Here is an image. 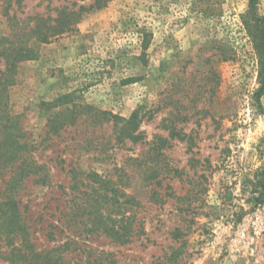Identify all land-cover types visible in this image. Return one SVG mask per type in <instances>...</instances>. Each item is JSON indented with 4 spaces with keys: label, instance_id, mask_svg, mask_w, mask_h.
Here are the masks:
<instances>
[{
    "label": "rangeland",
    "instance_id": "rangeland-1",
    "mask_svg": "<svg viewBox=\"0 0 264 264\" xmlns=\"http://www.w3.org/2000/svg\"><path fill=\"white\" fill-rule=\"evenodd\" d=\"M94 3L0 0V52L14 42L10 59L0 56V80L13 66L2 100L49 176L47 184L27 178L18 196L37 249L70 237L72 264L87 259L84 250L93 251L92 264L102 251L117 264H155L181 245L173 240L178 230L191 264H264V205L251 203L249 182L264 170V116L255 102L264 0H255L256 18L251 0ZM43 34L54 36L44 41ZM261 103L264 109V97ZM74 105L107 118L139 111L144 142H117L114 122L92 114L49 135L51 117ZM91 173L135 198L144 233L131 243L60 225L71 193L104 192H95ZM9 251L0 240V264H10Z\"/></svg>",
    "mask_w": 264,
    "mask_h": 264
},
{
    "label": "trees",
    "instance_id": "trees-1",
    "mask_svg": "<svg viewBox=\"0 0 264 264\" xmlns=\"http://www.w3.org/2000/svg\"><path fill=\"white\" fill-rule=\"evenodd\" d=\"M103 0H95L91 7H101ZM105 4V3H104ZM251 9L255 17L256 3L251 0ZM84 7L80 8V11ZM257 23L260 25L259 39L261 41V72H260V88L255 93V102L259 109L260 115L264 116V109L261 103L264 97V19L256 18ZM43 40L47 41L54 35L43 34ZM8 41V40H7ZM9 46L4 47L0 52L1 57L10 59L9 54L12 51L14 42L8 41ZM13 66L10 64L6 71L2 73L5 80H0V172L8 170L10 178L8 180L2 179L4 189L0 191V240L4 246L10 248L7 254V260L10 264H72L66 258V255L73 251L77 241L74 238H68L66 243L51 249L38 250L34 240L31 238L28 226L25 223L21 211L22 200L18 199L19 193L22 190L25 180L29 177H35L37 184H47L49 180L47 168L45 165L39 164L32 158V147L27 140H25V133L22 130L17 117L11 116L7 111V103L2 100L3 94L8 88V81ZM70 95H66L57 100L61 105L65 101L70 100ZM96 121L105 122L111 120L114 122L116 140L117 142H124L130 139L133 143L144 142L145 137L141 132L138 133L139 123L142 116L139 111L132 114L129 119H123L117 116L95 109L89 105H74L71 109L67 108L65 111L55 114L48 121V134L59 135L68 126L74 125L82 115H90ZM175 137L174 133L170 134ZM158 138V137H157ZM167 142V140H165ZM264 141V140H263ZM154 144H157L155 141ZM151 161L155 158H151ZM89 177H94L93 183L99 184V189L103 193H71L74 196L72 199L73 207L70 211L62 217L63 230H70L78 236L85 233H95L105 236L113 243L126 245L133 241L137 236L144 233L141 225H136L137 217L130 204L135 203V198L132 196H120L121 189H117L112 181L100 177L96 173H91ZM77 176L73 177L76 180ZM95 180V181H94ZM251 182L252 199L251 203L254 206L264 205V170L254 176ZM112 188V189H111ZM109 190L112 193H108ZM98 192V191H97ZM84 197L87 200L83 203ZM125 198L121 202L120 198ZM79 200L80 202H77ZM82 203V204H81ZM108 204L110 210L104 209L103 204ZM129 205V207H127ZM80 220V221H79ZM90 224V225H89ZM75 225V226H74ZM56 229V226H53ZM76 228V229H75ZM73 230V231H72ZM64 232V231H63ZM51 236L53 237L52 233ZM54 238V237H53ZM173 240L181 245L178 248H173L171 253L165 256L164 259H158L155 264H191L190 254L186 251V242L182 240L181 233L176 230L173 233ZM88 257L81 263L75 262L74 264H92L91 254L93 251H83L87 253ZM112 253L107 254L100 252L99 258L95 259V263L103 264H117L112 257Z\"/></svg>",
    "mask_w": 264,
    "mask_h": 264
}]
</instances>
